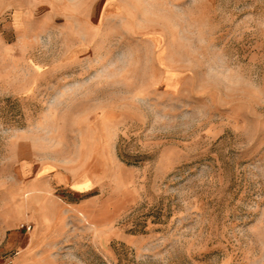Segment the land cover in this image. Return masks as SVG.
<instances>
[{
  "label": "rangeland",
  "instance_id": "1",
  "mask_svg": "<svg viewBox=\"0 0 264 264\" xmlns=\"http://www.w3.org/2000/svg\"><path fill=\"white\" fill-rule=\"evenodd\" d=\"M264 264V0H0V259Z\"/></svg>",
  "mask_w": 264,
  "mask_h": 264
},
{
  "label": "built area",
  "instance_id": "2",
  "mask_svg": "<svg viewBox=\"0 0 264 264\" xmlns=\"http://www.w3.org/2000/svg\"><path fill=\"white\" fill-rule=\"evenodd\" d=\"M0 264H14V258L13 257H6L3 259H0Z\"/></svg>",
  "mask_w": 264,
  "mask_h": 264
}]
</instances>
